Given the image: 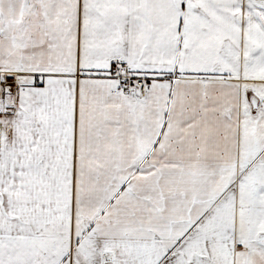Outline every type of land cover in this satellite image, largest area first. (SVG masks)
<instances>
[{
    "label": "snow or ice",
    "instance_id": "6c2138e0",
    "mask_svg": "<svg viewBox=\"0 0 264 264\" xmlns=\"http://www.w3.org/2000/svg\"><path fill=\"white\" fill-rule=\"evenodd\" d=\"M0 264H264V0H0Z\"/></svg>",
    "mask_w": 264,
    "mask_h": 264
}]
</instances>
